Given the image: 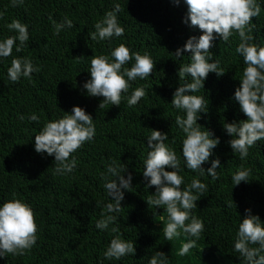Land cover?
Returning <instances> with one entry per match:
<instances>
[{
    "label": "trees",
    "instance_id": "1",
    "mask_svg": "<svg viewBox=\"0 0 264 264\" xmlns=\"http://www.w3.org/2000/svg\"><path fill=\"white\" fill-rule=\"evenodd\" d=\"M118 2L122 8L118 20L125 33L109 43L89 39L88 32L94 31L95 22L111 10L113 0H25L18 7H11L9 0H0V12L4 13L0 18V37L14 34L4 26L12 19L28 24L30 35L26 48L19 53L14 48L12 56L0 63V202L15 193L30 203L39 229L37 245L28 254H7L8 257L0 258V264H148L155 251L169 255L170 264H241L239 254L233 251L239 219L245 217V209H251L264 221V140L257 141L241 161L227 143L231 137L222 127L225 120L231 123L247 119L233 99L244 68L242 57L235 52L239 37L234 35L227 45L219 39L213 42V59L221 61L225 74L218 77L209 73L205 89L194 93L209 100L208 112L201 113L198 123L221 141L202 167H211V160L217 157L222 167L217 170L218 180L200 177L208 189L193 212L202 218L204 230L196 247L179 256V248L189 237L181 232L178 238L165 240L161 230L166 214L146 202L155 193V186L146 189L142 174L148 151L145 138L150 129L168 133L169 142L175 137L173 147L183 163V134L174 124L177 110L170 103L174 91L183 83L178 76L180 64L188 63L191 54L184 52L176 60L171 53L182 48L190 37H199L202 31L190 20L184 22L188 8L183 0L179 5L173 0ZM49 16L58 22L68 16L74 27L54 35ZM252 24L253 42L264 46V3ZM120 43L141 54H150L154 70L146 80L132 82V88H145V96L137 105L129 107L122 99L119 106L106 104L99 109L104 98L90 97L82 88L90 79L86 72L90 57L107 55L110 48ZM13 56H30L40 66V72L33 73L31 81H8L6 68ZM77 57L84 58L74 59ZM74 106L92 115L96 135L75 153L78 163L74 173L58 176L53 170L54 156L37 153L34 136L46 120L59 118L62 111L70 113ZM32 112L40 117L39 123L18 119V114L27 116ZM110 158L125 164L133 176V188L125 191L123 208L116 214L113 226L119 227L124 239L135 242L137 250L135 256L119 261H108L102 256L115 234L95 228L107 202L100 173ZM241 166L250 168L251 173L248 182L235 186L231 177ZM182 175L189 183L196 173L185 169ZM231 200L229 208L226 202Z\"/></svg>",
    "mask_w": 264,
    "mask_h": 264
},
{
    "label": "clouds",
    "instance_id": "2",
    "mask_svg": "<svg viewBox=\"0 0 264 264\" xmlns=\"http://www.w3.org/2000/svg\"><path fill=\"white\" fill-rule=\"evenodd\" d=\"M25 0H9L11 7L24 4ZM181 0H173L179 5ZM188 13L185 23L190 20L192 26H198L202 34L190 37L182 48L171 53L180 60L184 52L191 55L189 62L180 64L178 76L180 86L174 91L171 105L177 110L174 124L183 134L181 139V157L173 147L175 137L169 142V134L160 130L150 129L146 136L147 156L143 160V177L145 188L155 186V193L150 194L147 204L162 208L166 214L163 223V237L167 241L178 238L181 232L189 239L179 248L177 255L185 256L190 249L196 247L204 230L202 218L194 214L197 201L207 191L208 185L200 177H210L213 181L220 178L217 171L221 168L219 157L211 160V167L205 170L202 165L209 162L214 149L220 144V138L209 129L203 128L198 120L201 113L208 112V98L195 95L201 88L205 89V80L209 73L218 77L225 74L219 59H213L214 41L219 39L225 45L230 38L238 35L239 43L235 52L242 57L244 68L235 89L233 99L239 104V111L247 119L231 123L225 120L223 130L231 137L227 142L234 155L239 154L241 161L249 155V149L257 141L264 140V46L253 42L252 18L261 12L264 0H183ZM122 11L118 0H113L111 10L104 13L102 19L93 25L94 31L88 32L93 41H108L123 37L125 28L118 20ZM4 13L0 12V18ZM54 35L62 30L74 27L72 19L64 16L56 21L49 16ZM14 33L0 37V63L12 56L13 50L19 53L28 46L30 39L29 25L19 19H12L4 25ZM77 57L74 59H82ZM131 66L129 67V62ZM154 61L150 54L131 50L126 44L120 43L110 48L109 53L90 57V66L86 72L90 79L83 83L82 88L90 97H103L99 109L106 104L119 106L122 99L129 107L135 106L145 96L144 87L132 88V82L146 80L154 70ZM40 66L33 63L30 56H13L6 68L7 80L18 83L21 79L32 80V74L40 72ZM85 72V71H84ZM190 78V79H186ZM131 89V91H129ZM62 111V110H61ZM183 113V115L179 113ZM57 119L46 120L34 136V149L39 154L54 156V174L66 176L74 173L77 167L75 153L85 144L94 140L96 125L91 114L79 106L71 112L62 111ZM18 119L39 123L40 117L35 113L27 116L18 114ZM171 169V171L166 170ZM185 169L196 173L189 183H185L182 173ZM127 173V177H125ZM250 168H241L231 179L235 186L248 182ZM107 202L103 204L95 228L101 232L110 231L115 234L106 245L102 256L108 261H119L129 255L135 256L136 244L123 238L118 226H113L117 215L122 210L125 191L132 189L133 176L125 164L110 158L100 173ZM183 185V187H181ZM233 200L227 201L230 208ZM165 216H161L164 221ZM38 224L32 205L15 193L10 199L0 202V258L25 256L37 245ZM233 251L239 254L241 264H264V221L259 215H253L251 209H245V217L239 219L238 228L233 240ZM148 264H170L169 255L163 251H155L148 259Z\"/></svg>",
    "mask_w": 264,
    "mask_h": 264
}]
</instances>
